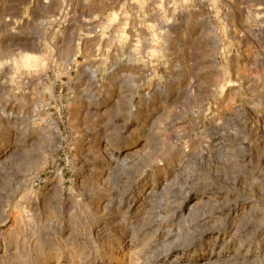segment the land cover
<instances>
[{"label": "rangeland", "instance_id": "374dc122", "mask_svg": "<svg viewBox=\"0 0 264 264\" xmlns=\"http://www.w3.org/2000/svg\"><path fill=\"white\" fill-rule=\"evenodd\" d=\"M0 264H264V0H0Z\"/></svg>", "mask_w": 264, "mask_h": 264}, {"label": "crops", "instance_id": "0c3cea01", "mask_svg": "<svg viewBox=\"0 0 264 264\" xmlns=\"http://www.w3.org/2000/svg\"><path fill=\"white\" fill-rule=\"evenodd\" d=\"M2 5H5V3H4V4H2Z\"/></svg>", "mask_w": 264, "mask_h": 264}]
</instances>
